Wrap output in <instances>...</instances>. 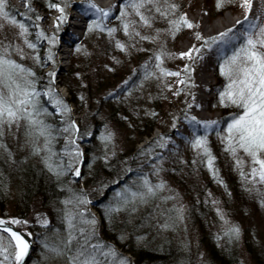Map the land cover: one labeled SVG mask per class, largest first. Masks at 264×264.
Returning a JSON list of instances; mask_svg holds the SVG:
<instances>
[{"label": "rangeland", "instance_id": "rangeland-1", "mask_svg": "<svg viewBox=\"0 0 264 264\" xmlns=\"http://www.w3.org/2000/svg\"><path fill=\"white\" fill-rule=\"evenodd\" d=\"M74 1L22 0L24 6L21 9L17 0H6L5 12L9 15L7 18L0 16V42H2L0 50H4L6 58L33 73L27 78L35 83L36 91L39 93L38 104L48 100L49 96L46 93L50 90L61 100L66 101L71 98L69 85H72L75 91L80 89V93L90 88L92 93H95V88L100 85L102 88L94 94L95 97H110L113 99L112 103L119 97H127L128 101H123L125 106L141 110V113L146 115L156 109L161 110L162 114L158 116L159 128L153 133V137H160L155 142L158 151L143 158L141 178L138 182L140 181L142 185L147 179L152 185L163 183L166 188L157 191L155 196L147 197L146 203H141L139 200L129 203L131 210L119 214L128 218V223L132 224L134 221L130 218L141 219L143 213H146L147 221L137 229L125 226L121 230L119 240L122 248L112 241L107 242V245L115 249L118 258H124L128 264H135V258L126 252L130 243L141 245L143 240L154 241L167 235L172 236L179 243L184 255L186 253V259L182 264H219L213 262L207 252L206 247L210 243L218 249L226 247L233 249L238 258L236 264H264V185L259 183L253 185L246 181L235 165V158L225 151L223 137L227 135V124L235 115L241 114L242 110L233 105L224 106L219 103L218 93L227 86L228 81L224 76L222 83L217 82L215 78V74H220L219 65L223 62V58L230 56L241 45L243 37L239 34L248 29V24L236 23L233 24L234 26H229L228 28L236 30L238 38L227 44L210 42L212 37L228 29L220 32L211 29L216 21L223 20L227 15L233 20L237 19L240 14L239 0H234L233 4L219 11L216 8V0H174L178 10L175 16L169 18L175 19L180 15H186L190 22L198 25L192 29L182 27L174 34L168 31V21L161 18L158 13H151L156 17L151 27L141 26L138 17L130 16L129 19L137 20L136 31L147 39L124 33L122 20L118 17L125 0H102L96 3L91 1L98 7L112 9L110 17L106 19L99 18L94 10L87 8L89 0L78 4H74ZM52 3L65 7L67 22L61 25L59 30L56 21L60 13L50 7ZM76 5L85 12V20L79 36L68 44L69 54L66 65L61 69L58 59L60 39L66 31L72 8ZM262 11L264 9L258 13ZM256 14L250 19H255ZM13 19L28 27L29 33L26 37L20 35L18 25L11 23ZM97 20L104 31L89 30V25ZM256 23L258 26L264 24V16L256 20ZM113 28L116 31L109 35L107 30ZM40 32H44L45 37H55V41L50 43L48 39L39 38ZM197 33L202 39H196ZM25 39L34 43L35 49L28 48ZM205 41L209 43L205 44ZM117 42L124 44L123 51L116 47ZM193 46L200 50L198 53L193 51V59L181 58V54L189 51ZM156 55H161V68L168 72H179L180 76H162L160 69L156 67V64L160 63L156 61ZM211 61L212 65L209 64ZM186 66L190 68V74L183 71ZM208 68L211 74L207 87L209 92L202 99L194 100L198 89L196 81ZM40 72L42 75L39 74ZM51 73L55 74L54 77L50 75ZM22 75L26 76L27 73ZM66 79H69L67 86L63 84ZM180 80H184L185 83H179ZM189 86L193 87V92L183 108L181 103L185 100ZM84 99L87 102L86 108H91L86 137L91 138L94 134V123L102 121L108 133L106 137L111 133L108 142L111 143L113 150H116L124 138V130L119 129L108 118L109 112L105 104L95 106L87 101V98ZM48 106L53 108L55 114L61 115V110L55 106V102L49 103ZM68 107L69 123L73 132L70 134L65 132L66 128H60L59 150L56 155L63 157L64 160H70L65 153L72 155L70 173L77 181V189L81 191L80 196L88 203H78L80 209L74 205L71 210L94 216L98 222L99 238L103 239L101 235L103 225L98 213L93 209V201L100 196L102 198L104 193L102 194L99 187L87 188L80 181L82 163L87 156L84 145L78 140L82 120L73 103H69ZM184 109L185 112L182 113ZM46 112L48 108L43 109L38 119L43 121ZM179 114L184 115L181 120ZM97 115L98 118H95ZM61 116L62 122L65 117L63 114ZM193 116L200 121H218V124L206 130L202 125L190 122ZM197 135L207 136L208 147L215 158L217 176L209 171L203 156L198 155L191 147L190 141ZM149 140L145 138L144 142ZM77 149L82 154L79 157L76 156ZM2 152L7 153L13 161L22 158L26 163L41 166H45L53 157L48 139L38 136L23 120L19 122V126L15 124L11 127L4 126L3 135H0V154ZM238 155L246 161L243 170L247 173L249 171L247 158L242 152ZM14 166L16 167L15 162ZM76 168H79V176L75 175ZM13 171V176L0 179V189L9 195L3 209H0V218L26 221L27 223L14 226L28 232L31 227L45 228L52 225L49 211L38 204L33 206L30 214L18 216L14 208L15 195L21 186L19 179L21 173L15 169ZM136 183L137 180L131 185L134 186ZM117 185L114 187H119ZM124 195L126 194H122L121 189H116L107 208L117 206V202L123 199ZM169 196L174 198L167 199ZM179 206L184 208V219L173 223L169 216L175 217V212L172 210ZM220 213L224 214L230 224L239 228L238 237L225 234V220L221 218ZM165 220H168L170 227H162ZM30 233L35 240L37 233ZM46 250L44 254L46 258L39 259L34 264H68L69 256L64 258L53 254L48 248ZM105 264H108L107 260Z\"/></svg>", "mask_w": 264, "mask_h": 264}, {"label": "snow or ice", "instance_id": "snow-or-ice-1", "mask_svg": "<svg viewBox=\"0 0 264 264\" xmlns=\"http://www.w3.org/2000/svg\"><path fill=\"white\" fill-rule=\"evenodd\" d=\"M233 2L234 0H216V8L219 11L233 4ZM262 5H264V0H262ZM86 6L94 10L97 16L102 19L110 17L112 12V9L98 7L91 3V0ZM252 6L253 0H239V7L244 10V19L237 21V24L244 25L247 23L248 29L239 34L240 37H243L241 45L230 56L224 57L220 64V74L225 77L228 83L218 95L220 104L224 106L233 105L242 110L241 114L235 115L227 124V135L223 137L225 151L235 158V165L246 181L253 185L256 183L264 185V24L258 26L256 23V20L264 16V11L257 13L255 19H250ZM6 7V0H0V16L5 18L9 15L5 12ZM50 7L55 8L60 13L56 21V27L59 30L60 26L67 22L65 9L55 3L50 4ZM177 10L174 0H125L118 18L122 20L124 33L129 36H141L136 31L137 20L129 19V17H138L141 26L151 27L156 19L154 15H151L153 12L158 13L161 18L168 21V31L173 34L179 32L182 27L192 29L198 26L190 22L186 15L170 19V16H175ZM29 11H31L30 7ZM11 23L18 25L21 36L26 37L28 35L29 29L24 23L15 19L11 20ZM95 29L104 31L98 20L89 25V30ZM107 31L109 35H112L116 29H108ZM39 38L48 39L50 43L55 41V37H45L44 32L39 33ZM236 38H238L236 30L228 28L226 31L220 32L218 36L212 37L210 42L224 45ZM141 39H147V37L141 36ZM196 39H202L199 33L196 34ZM25 43L30 49L36 47L27 39H25ZM208 43L209 41H205V44ZM116 47L121 51L125 49L124 44L120 42L116 43ZM193 51L198 53L200 50L193 46L189 51L182 53L181 58L186 57L192 60ZM49 59H52L51 53ZM155 59L160 62L156 64V67L160 69L162 76H180L179 72H168L161 68V55H156ZM183 71L190 74L191 70L186 66ZM22 73H27V75H22ZM32 75L33 73L28 72L18 63L6 58L4 50H0V135H3L5 125L9 127L13 124L19 126V122L23 120L27 127L38 136H43L46 139L49 137L50 132L47 125L38 119L43 109L38 104L39 93L36 91L34 81L27 78ZM50 75L54 77L55 74L51 73ZM179 83L183 84L185 81L180 80ZM46 95L55 100V106L59 107L61 111H69L56 93L50 90ZM190 122L202 125L206 130L212 129L218 124V121L197 120L195 116L191 117ZM110 137L111 133L106 139H110ZM190 144L198 155L203 156L209 171L217 176L215 158L208 147L207 136L197 135L190 141ZM240 152L247 158L249 166L247 173L243 170L246 161L238 155ZM80 155L82 154L77 149L76 156L79 157ZM49 167L51 168V165ZM69 167L71 168V165ZM75 175H80L79 168H76ZM140 188L142 191L126 189V195L117 202V206L108 209L109 213L118 212L136 200L146 203L147 197L155 196L157 191H163L166 185L163 183L152 185L145 179ZM173 198L172 196L167 197V199ZM76 201L79 204L88 203L86 199L80 197H77ZM65 203H71V201ZM172 211L175 212V217L169 216V219L173 220V223L176 220L182 221L184 219L183 206L174 207ZM220 215L225 220V234L238 237L239 228L230 224L223 213ZM67 220L69 228L67 237L54 247L45 245L53 254H70L68 264H105L106 260L108 264H128L124 258H118V253L114 248L100 240L98 222L94 216H86L83 212L72 215L69 212ZM24 223L27 222L18 219L10 221L0 219V264H24L31 245L23 233L9 226ZM170 226L168 220H165L162 225L163 228Z\"/></svg>", "mask_w": 264, "mask_h": 264}, {"label": "trees", "instance_id": "trees-1", "mask_svg": "<svg viewBox=\"0 0 264 264\" xmlns=\"http://www.w3.org/2000/svg\"><path fill=\"white\" fill-rule=\"evenodd\" d=\"M67 5L68 4H66V6ZM76 59L79 60L78 58ZM41 72L39 73L40 75H42ZM39 74H37L38 77ZM215 78L219 83H222L224 80L222 75L218 73L215 74ZM68 82L69 79H66L63 84L67 86ZM45 88L48 89V87ZM101 88L102 87L98 85L95 88L96 92H99ZM79 90L80 89L75 91L73 86L69 85L71 98L70 100L62 101L68 109V104L73 103L76 106L77 112L81 115L82 123L80 125L78 140L84 145L87 156L82 163L80 181L85 187H99L100 190H102V194L104 193L102 198H100V196L93 201V209L98 213L103 225V231L101 232L103 239L100 240L104 241L106 244L112 241L116 246L122 248V243L119 240V233H121V230H123L125 226L132 229L139 228L141 224L147 221V214L143 213L141 219L137 218V220L129 217L134 221L132 224H129L128 218L121 215L127 210H131L129 204L120 211L113 213H109L107 207L112 193L116 191V189H121L122 194H126V189H130L131 191H142L140 188L141 183L140 181L138 182L142 173L141 164L143 165V158L155 154L158 151L155 147V142L159 140L160 137L152 136L154 131L159 128L158 116L161 115L162 112L160 109L155 108L156 110L154 112L146 115L141 113V110H134L132 107L125 106L123 101H128L126 100L127 97H119L116 102L112 103L113 99L110 97H95L94 94L96 92L92 93L91 88L82 93H80ZM192 92L193 87L189 86L185 100L181 103L183 108H185V102L190 98ZM84 98H87V101L89 100V102L95 106L105 104L109 112L108 118L111 119L119 129L124 130V138L121 140V144L116 150H113L111 143L108 142L109 139H106V134L108 133L105 131L102 121H100V123L95 122L93 125V136L91 138L86 137V132L89 128L88 122L90 120L89 110L91 108H86L85 103L87 104V102H85L86 99ZM51 102H55V100L49 96L48 100L39 103L41 108H48V112H46L47 115L43 119V122L47 125L50 132L47 139L53 157L46 162V165L41 166L39 164L26 163L25 160L22 161V158L20 160L14 159L13 161L8 157L7 153L2 152L0 154L1 180H3L4 177L13 176L14 169L21 173L19 174L21 186L15 195L16 207L14 208L18 216L21 217L30 214L33 206L38 204L40 207L47 209L52 217V225L45 228L37 226L29 229V232L37 233V235L35 236L36 246L33 256L28 264H34L38 262L39 259L46 258L44 255L47 251L45 245L54 247L67 237L69 231L67 214L69 212H71L72 215L78 213L77 211H72L71 208L74 207V205L79 208L76 198H82L80 196L81 191L77 189V181L70 173L69 165L72 162V155L65 153L70 157L71 161L67 159L64 160L62 159L63 157L57 156L59 150L58 144L60 142L58 140L60 128H66L67 131L65 132H70V134L73 132L69 123V111H61V115L63 114L65 117L64 121L61 122L60 118L62 116L55 114L53 108L48 106ZM184 112L185 109L182 113ZM179 115L181 120L184 115ZM95 118H98V115ZM145 138H149L150 140L143 146L138 147L139 144L144 142ZM14 162L16 167L14 166ZM49 165H51V168ZM12 167L13 170H11ZM135 180H137V183L134 187L131 183ZM114 182H116L119 187H112L113 184L111 183ZM7 199H9V195H6V193L0 189V209H3ZM69 200L71 203L66 204L65 202ZM86 216H90L89 213H87ZM130 244L126 252L135 258V264H182L183 260L186 259V253L184 255V251L180 248L179 243L175 241L172 236L164 235L154 241L143 240L141 245ZM207 246V252L213 262L219 264L237 263L238 258L233 249L227 247L218 249L213 243ZM61 256L66 258L67 256L70 257V254Z\"/></svg>", "mask_w": 264, "mask_h": 264}, {"label": "bare ground", "instance_id": "bare-ground-1", "mask_svg": "<svg viewBox=\"0 0 264 264\" xmlns=\"http://www.w3.org/2000/svg\"><path fill=\"white\" fill-rule=\"evenodd\" d=\"M21 1V0H18ZM84 0H75L74 4H78ZM94 3L96 1H102V0H91ZM73 11L71 12V16L69 18V22L67 23L66 31L64 32L61 40V45L58 49V59H59V67L62 69L66 65V59L68 56V44L77 36H79L80 31L82 29L85 17V12L81 9L80 6L76 5L74 8H72ZM260 10L254 11L252 8V13L256 14ZM251 15V14H250ZM252 18V17H251ZM244 19V10L240 8V14L238 15L237 19L233 20V18L230 17V15H227L223 20L216 21L215 24L210 27L211 29L216 30L217 32H220L229 26H234L233 24H236L237 21H242ZM212 61L209 62L210 65H212ZM210 68L204 71L199 77V79L196 81V84L198 86V89L195 92L194 100L202 99L207 95L208 91V80L211 74L209 73Z\"/></svg>", "mask_w": 264, "mask_h": 264}, {"label": "water", "instance_id": "water-1", "mask_svg": "<svg viewBox=\"0 0 264 264\" xmlns=\"http://www.w3.org/2000/svg\"><path fill=\"white\" fill-rule=\"evenodd\" d=\"M144 144H145V142H144ZM144 144H141L140 146H142V145H144ZM140 146H139V147H140ZM116 185H117V184H113L112 187H114V186H116ZM0 219H2V218H0ZM2 220L10 221V220H8V219H2ZM9 226L13 227L14 230H17V231H20L21 233H23V234L25 235V238L29 241L31 247H30V249H29V254H28V256L25 258V262H24V264H28L29 260H30L31 257L33 256V252H34V249H35V246H36V244H35V240H34V237H33L32 234H31L30 232H28V231H23V230H21V229L15 227L14 225H9ZM4 235H6V234H4Z\"/></svg>", "mask_w": 264, "mask_h": 264}, {"label": "built area", "instance_id": "built-area-1", "mask_svg": "<svg viewBox=\"0 0 264 264\" xmlns=\"http://www.w3.org/2000/svg\"><path fill=\"white\" fill-rule=\"evenodd\" d=\"M17 4L19 5V8H21V9H22V6H24L23 3H22V0L21 1L17 0Z\"/></svg>", "mask_w": 264, "mask_h": 264}]
</instances>
